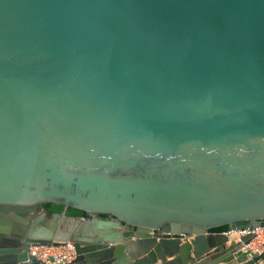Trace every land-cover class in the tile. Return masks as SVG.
Instances as JSON below:
<instances>
[{
    "label": "water",
    "instance_id": "95a60500",
    "mask_svg": "<svg viewBox=\"0 0 264 264\" xmlns=\"http://www.w3.org/2000/svg\"><path fill=\"white\" fill-rule=\"evenodd\" d=\"M263 223L264 0H0V264H264L210 232Z\"/></svg>",
    "mask_w": 264,
    "mask_h": 264
},
{
    "label": "built area",
    "instance_id": "2783aa9c",
    "mask_svg": "<svg viewBox=\"0 0 264 264\" xmlns=\"http://www.w3.org/2000/svg\"><path fill=\"white\" fill-rule=\"evenodd\" d=\"M229 237L230 243H238L243 237L253 235L254 238L242 250H251L254 254L264 253V223L256 229L232 230L224 232ZM29 259H35L41 264H70L76 257V249L72 242H65L58 246L32 245L28 251Z\"/></svg>",
    "mask_w": 264,
    "mask_h": 264
},
{
    "label": "trees",
    "instance_id": "16d2710c",
    "mask_svg": "<svg viewBox=\"0 0 264 264\" xmlns=\"http://www.w3.org/2000/svg\"><path fill=\"white\" fill-rule=\"evenodd\" d=\"M42 208L50 211V212H63L65 210V206H63L62 204H55V203H47V204H43ZM68 215L73 216V217H80V218H86L88 217V214L84 211H80V210H76L73 208H68L67 210ZM102 218H107L109 217L108 215H102ZM230 230V227L228 225L225 226H221L218 228H214L211 229L210 232L211 233H223V232H227Z\"/></svg>",
    "mask_w": 264,
    "mask_h": 264
},
{
    "label": "flooded vegetation",
    "instance_id": "af4514ba",
    "mask_svg": "<svg viewBox=\"0 0 264 264\" xmlns=\"http://www.w3.org/2000/svg\"><path fill=\"white\" fill-rule=\"evenodd\" d=\"M106 219H112L111 217H107Z\"/></svg>",
    "mask_w": 264,
    "mask_h": 264
},
{
    "label": "crops",
    "instance_id": "0c3cea01",
    "mask_svg": "<svg viewBox=\"0 0 264 264\" xmlns=\"http://www.w3.org/2000/svg\"><path fill=\"white\" fill-rule=\"evenodd\" d=\"M170 260H172V259H168V261H170Z\"/></svg>",
    "mask_w": 264,
    "mask_h": 264
}]
</instances>
